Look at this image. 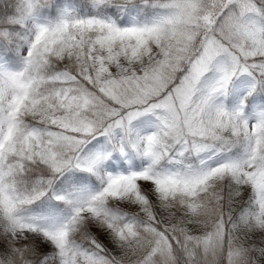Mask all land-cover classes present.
Returning <instances> with one entry per match:
<instances>
[{"label":"snow or ice","instance_id":"snow-or-ice-1","mask_svg":"<svg viewBox=\"0 0 264 264\" xmlns=\"http://www.w3.org/2000/svg\"><path fill=\"white\" fill-rule=\"evenodd\" d=\"M0 264H264V0H0Z\"/></svg>","mask_w":264,"mask_h":264}]
</instances>
